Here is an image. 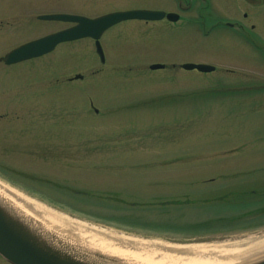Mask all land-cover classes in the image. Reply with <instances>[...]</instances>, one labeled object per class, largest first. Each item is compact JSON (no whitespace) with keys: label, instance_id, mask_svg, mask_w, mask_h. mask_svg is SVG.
<instances>
[{"label":"rangeland","instance_id":"1","mask_svg":"<svg viewBox=\"0 0 264 264\" xmlns=\"http://www.w3.org/2000/svg\"><path fill=\"white\" fill-rule=\"evenodd\" d=\"M84 7L105 9L108 3L94 0ZM51 23L31 31L9 27L0 56L20 38L64 26ZM19 31L26 32L20 37ZM100 40L105 63L90 38L10 66L0 62V98L9 97V105L0 106L11 112L0 119V182L47 209L88 225H109L115 233H153L151 239L160 242L263 237L264 224L255 220L229 228L223 222L213 228L204 223L202 230L193 225L212 216L207 210L219 212L224 202L214 196L225 194L223 182L234 186L232 194L264 187L263 68L250 66L254 59L236 40L156 33L136 20L108 27ZM185 61L217 69L180 68ZM154 62L166 67L150 69ZM75 73L83 78H66ZM85 189L96 193L87 192V199L75 193ZM169 199L179 206L166 212L157 202ZM137 200L155 204L140 208ZM70 204L81 211L59 210ZM123 214L133 219L116 216ZM209 228L214 233L201 232Z\"/></svg>","mask_w":264,"mask_h":264},{"label":"flooded vegetation","instance_id":"2","mask_svg":"<svg viewBox=\"0 0 264 264\" xmlns=\"http://www.w3.org/2000/svg\"><path fill=\"white\" fill-rule=\"evenodd\" d=\"M93 1L0 0V45L3 38L8 36L9 27L31 31L43 25L45 20H41L40 16L45 13L67 12L95 17L116 10L150 9L163 11L164 15L150 20L137 19L141 29L181 35L212 34L218 42L223 39L236 40L254 59H250V66H261L264 71V0H100L108 3V7L86 11L84 4ZM40 8H50L51 11H41ZM20 22L22 25L17 26ZM25 32L19 31L16 35L22 37ZM19 40L16 41L17 45L26 41ZM5 101L7 98H0L1 104ZM8 113V108L0 106V115ZM0 264L12 263L0 257Z\"/></svg>","mask_w":264,"mask_h":264},{"label":"water","instance_id":"3","mask_svg":"<svg viewBox=\"0 0 264 264\" xmlns=\"http://www.w3.org/2000/svg\"><path fill=\"white\" fill-rule=\"evenodd\" d=\"M162 15L149 10H129L110 13L98 18L69 17L67 15H48V18H62L78 21V24L41 38L29 41L9 51L4 60L6 63L40 55L54 48L59 41L91 35L96 39L97 51L102 56L99 36L113 23L125 18H154ZM151 68L163 67V64H152ZM186 69L196 68L209 71L214 67L203 63L186 62ZM22 211L9 212L0 205V253L14 264H123L121 259L108 255L103 251H90L76 244L61 231H54L41 222L34 224ZM90 252V253H89ZM263 253V254H262ZM96 256L94 259L92 255ZM241 264H264V251L250 255L252 258ZM91 258L94 260H91Z\"/></svg>","mask_w":264,"mask_h":264},{"label":"bare ground","instance_id":"4","mask_svg":"<svg viewBox=\"0 0 264 264\" xmlns=\"http://www.w3.org/2000/svg\"><path fill=\"white\" fill-rule=\"evenodd\" d=\"M0 205L9 212L14 209L22 211L48 228L74 232L81 238L89 240L92 248H99L108 255L117 256L123 264H241L253 259V257L245 258L242 254L264 245V239L258 240V242H246L240 248L234 245L226 247L222 244H171L146 239L132 240L114 236L111 238L103 232L89 229L80 222L47 209L1 182ZM117 242L118 244L131 243L134 249L129 250L126 247H121L115 244Z\"/></svg>","mask_w":264,"mask_h":264},{"label":"trees","instance_id":"5","mask_svg":"<svg viewBox=\"0 0 264 264\" xmlns=\"http://www.w3.org/2000/svg\"><path fill=\"white\" fill-rule=\"evenodd\" d=\"M76 194L81 195V194H84L86 198L87 196V192H83V191H79V190H76L75 191ZM94 197V196H93ZM222 198H224V200H226V202L222 205H220V208L222 209V213H225V215H223V217H219L227 222H231L232 220H234L237 216L238 217H247L248 215L251 214V210H247V208L252 204V202L250 201V199L252 198V195L250 194H242L241 196L238 197V199L241 200V203L239 204L238 206V209H233L232 207H236L234 206L233 204H231V202L235 199L234 197L231 196V194L227 195V196H222ZM87 199V198H86ZM94 199L98 202H103L104 199L103 197L101 196H98V197H94ZM119 202V201H117ZM133 203V202H132ZM134 205V203H133ZM259 208H264V206L262 205L261 207ZM72 209L74 211H81L80 208L76 207V206H72ZM262 211L263 210H257L255 211L258 216L260 217L262 215ZM83 212L86 214V215H97L95 212L93 211H90L88 209H83ZM119 219H122V220H129V219H133L132 216H128L126 214H123V215H116ZM201 224H204V222H201L199 223V225H194V227H200ZM192 226V225H191Z\"/></svg>","mask_w":264,"mask_h":264}]
</instances>
